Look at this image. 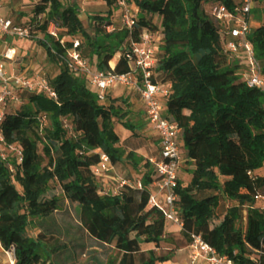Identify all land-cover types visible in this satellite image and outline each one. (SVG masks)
<instances>
[{"label":"trees","instance_id":"16d2710c","mask_svg":"<svg viewBox=\"0 0 264 264\" xmlns=\"http://www.w3.org/2000/svg\"><path fill=\"white\" fill-rule=\"evenodd\" d=\"M103 1L110 10L106 16H95L93 34L85 29L78 10L62 0H41L35 7V15L47 12L60 27L63 44L46 33V25L37 28L47 59L61 62L59 74L50 79L58 99L29 94L35 110H9L1 123L5 140L22 148L24 160L12 172L0 159V242L13 248L14 264L75 259L84 249L77 243L80 238L103 251L118 250L108 264L168 261L144 248L159 247L166 233L163 212L148 208L154 181L149 160L141 188L119 185L104 193L102 180L93 173L102 154L113 166L126 160L139 166L144 161L118 146L116 119L132 136L137 133L126 120V100L101 104L88 81L75 76L65 60L73 47L71 39L80 36V50L93 69L128 73L127 45L160 32L153 82L170 85L165 118L179 126L184 157L194 174L187 185L180 179L176 189L184 234L189 241L200 236L235 264H264V211L256 207L255 199L264 191V175H259L264 169V95L241 79L240 65L225 52L224 38L206 9L223 3L232 10L235 1L129 0L138 13L136 24L131 30L112 32L107 27L113 24L119 0ZM250 41L264 72V24L253 31ZM42 116L47 117L51 134L43 132ZM63 118L72 131L64 127ZM65 201L73 209L57 210ZM222 202L236 206L221 211ZM30 229L37 234L31 235ZM95 264L104 261L96 258Z\"/></svg>","mask_w":264,"mask_h":264},{"label":"built area","instance_id":"2783aa9c","mask_svg":"<svg viewBox=\"0 0 264 264\" xmlns=\"http://www.w3.org/2000/svg\"><path fill=\"white\" fill-rule=\"evenodd\" d=\"M255 2L256 0L235 1L232 10L223 3L210 4L206 9L224 38L225 52L229 54L230 58L243 55L247 60L245 69L240 68L239 70L241 79L264 95V72L250 41V36L254 31L250 17ZM114 10L118 16L119 25L113 22L107 27V30L109 32L115 29L131 30L138 20V13L133 4L129 0H119L114 6ZM43 25H46L48 35L63 44L59 38L60 27L56 20L48 19L47 12L35 15L34 21L24 25H15L12 20L6 19L0 11V39L5 42L11 38L44 41L43 34L37 30ZM72 42L73 47L67 50L65 59L67 65L75 76L84 77L88 81L101 104H106L109 91L118 87L130 89L139 95L144 107L148 129L160 143L159 156L149 159L153 166L154 181L148 208L161 210L166 226L171 224L183 229L184 222L181 212L176 207L178 199L176 189L178 181L181 179L180 172L184 163V150L180 140L181 130L177 124L165 118V99L170 94V85L168 87L166 83L153 82L162 34L150 32L127 45L124 54L130 72L124 74H113L93 69L80 50V41L76 39ZM15 57L16 51L11 48L3 56L6 61H14ZM0 86V159L8 163L10 170L15 172V164L23 163L24 153L18 144L5 140L1 123L13 105L27 106L30 103L27 98H20L16 91L43 94L55 101L58 97L46 75L39 74L35 77H29L25 73L10 75L3 63H0ZM40 121L42 128L48 127L46 116H42ZM63 124L66 129L72 131V125L67 119L63 118ZM114 171L115 167L105 154H102L100 163L93 167V173L100 180L107 179V172ZM119 185L133 184L122 180ZM133 186L141 188V181L138 180ZM106 192L104 191V193ZM255 199L256 202L263 201L264 191L259 193ZM189 248L193 264H235L224 253L216 251L215 248L203 241L200 236L193 235L191 237ZM10 263L14 264L12 258Z\"/></svg>","mask_w":264,"mask_h":264},{"label":"rangeland","instance_id":"374dc122","mask_svg":"<svg viewBox=\"0 0 264 264\" xmlns=\"http://www.w3.org/2000/svg\"><path fill=\"white\" fill-rule=\"evenodd\" d=\"M33 1V0H32ZM26 6H30V5H24ZM28 17L29 14L24 13L21 14L20 20L22 17ZM155 22H158L159 19L158 17L154 18ZM25 21V20H23ZM119 25V23H118ZM79 40V41H83V39L78 36L73 38L72 40ZM37 44L40 45L39 41H37ZM41 46V45H40ZM82 49L84 51V54L86 55L87 58L92 59V56L88 50V48L84 45H82ZM33 59H36L37 61L35 62H40V60L42 59V57L40 56V54H35L31 57H25V58H19L18 62H17V68H18V72H16V75H20L21 73H25L27 76L29 77H35L36 75H46L49 79H52L55 77V75L57 74L58 71H60V60L58 59H52L51 61H49L48 59L41 61L40 62V66L39 69L38 67L36 68V66L32 65L31 67L28 66H22L21 64H23L25 62V64L30 63V61ZM39 58V59H38ZM232 62H234V64H238L240 65V68L245 69L246 64H247V60L245 59V57L243 55H239L232 57ZM239 74V72H238ZM16 94L20 97V98H27V96L29 95L28 92L26 91H21V90H17ZM111 99V98H110ZM113 100V99H112ZM122 100H124L123 98L118 99V103L122 104ZM128 98L126 100V104H128V107L132 106L131 103L128 102ZM32 107L27 105V106H19V105H13V107L10 110H18V109H23L25 111L30 110ZM126 120H128V122L132 125H134V127L137 130L136 135L132 136V140H130V142H126L123 144L122 148L125 149L128 152H134L135 156L137 159H143L144 162H142L141 164H139V166H135L133 161H128L126 160L123 164L118 165V167L115 169L114 172H107V179H102L103 181H101L100 185H101V189L102 191H109V192H114L116 191L117 187L119 186L120 182L122 180L125 181H129L130 184H135V182H137L138 180H140L143 176V174L147 171V169L145 168V163L148 161L147 159V155H151L156 153V146H154V140L153 137H150L152 135L151 131L149 129H147L148 124L147 121L145 119V117L143 116V111L142 109H139L138 111L135 112V115H131L129 116V118H127ZM120 123V122H119ZM121 123L118 126V130L120 132V134L123 133V128L121 127ZM123 126V125H122ZM43 132L45 134H51L50 131V127H45ZM151 134V135H150ZM145 147L146 152L144 153V155H142L140 153V150ZM154 151V152H153ZM153 152V153H152ZM141 165V167H140ZM193 172V166L192 163L188 162L187 159L184 157V163L181 169V180L183 182L184 185H187L190 183L191 179L194 177ZM115 175H117V179L114 180V178L112 179L111 177H115ZM259 175L263 176L264 175V169H262L261 171H259ZM121 178V179H119ZM76 200V199H75ZM236 206L235 203L233 202H222L221 204V211H225L230 207ZM256 207L259 208L261 211H264V200L263 201H259L256 203ZM64 208H71L72 204L68 201L62 202L61 204L56 206L57 210H62ZM174 232H176L178 234V238L175 241L176 243V248H175V253L171 254V256L169 255V251H155L158 254V257H160V253H162L161 256H166L169 260H168V264H193L192 263V258H191V251L189 252L190 248L188 249V246L190 245V241L186 238L183 229H180L178 226L174 225ZM166 229H168V225L166 226ZM30 234L31 235H36L37 231L34 229H30ZM166 238L165 240L169 241L171 240V237L169 236V233H167L166 231ZM77 243L79 244H83L84 245V249L80 250L77 252L75 259L72 260H67L66 256H64V261L62 264H95V260L96 258L102 259L104 261V264H108V260L110 258V256H115L118 252V250H106L103 251L101 249H99L98 247H95L91 244V242L89 240H84L82 238L78 239ZM149 246L151 247H156L155 245H144V248L147 249ZM160 247V246H159ZM156 247V248H159ZM119 259H121V255H118ZM11 258L14 260L15 256H14V250L13 248L2 244L0 242V263L2 264H11L10 260Z\"/></svg>","mask_w":264,"mask_h":264},{"label":"crops","instance_id":"0c3cea01","mask_svg":"<svg viewBox=\"0 0 264 264\" xmlns=\"http://www.w3.org/2000/svg\"><path fill=\"white\" fill-rule=\"evenodd\" d=\"M41 0H1L0 5H1V13L2 15L6 18V19H10L12 20V22L15 25H24L26 23H29L30 21H34V10L35 7L37 5V3H39ZM234 1H238V0H234ZM63 4H65L66 6H74L78 12H79V18L82 21L85 29L87 30L88 33L93 34L94 32V18L95 16L101 15V16H106L107 12L110 10V8L107 6L106 2H104L103 0H62ZM24 5H30V6H24ZM115 11V10H114ZM24 13H28L29 16L28 17H22L21 19L25 20H20L21 14ZM113 22L115 24L119 23L118 20V16L117 14L113 15ZM250 23L253 27V29H257L258 27H260L262 24H264V1L263 2H255L254 8H253V12L251 14L250 17ZM72 40V39H71ZM41 45V43H40ZM37 44V41L34 40H23V39H18V38H11L9 39V41L5 42L4 40L0 39V63H3L5 66V69L7 71L8 74L10 75H16V72H18V68H17V62L19 58H25V57H31L35 54H40V56L42 57V59L40 60L44 62V60L47 59V51L46 49L41 45ZM14 49L16 51V57L14 59V61H6L4 60L3 56L4 53L9 49ZM239 57V56H238ZM39 59V58H38ZM37 61L36 59H33L30 61V63L25 64V62L23 64H21L22 66H28L31 67L32 65L36 66V68L40 66V62H35ZM60 71L57 72V74H59ZM56 74V75H57ZM55 75V76H56ZM166 85L169 87V84L166 83ZM1 89V86H0ZM113 99V100H117L118 99H124L127 100V98L129 99L128 102L132 104V106L127 108L128 111V117L131 115H135V112L138 111L139 109H142L143 111V116L145 117V112H144V107L143 104L140 100L139 95H137L134 91L130 90V89H125L122 87H118V88H114L112 90L109 91L108 94V101ZM29 106H31L32 108L30 109V112H33L34 106L32 104H28ZM146 119V117H145ZM120 125L119 120H115V130L116 132L119 134V136L121 137V142L119 143L118 146L122 147L124 143L126 142H130V140H132V132L127 130L124 126L121 125V127L123 128V133L120 134L119 130H118V126ZM148 129V127H147ZM151 135V134H150ZM150 137H153V135H151ZM154 140V146H156V153L151 154V155H147V159H151V158H155L158 157L160 154V143L157 137H153ZM184 150V149H183ZM146 152L145 147H143L140 150V153L142 155H144V153ZM154 152V151H153ZM152 152V153H153ZM144 162V161H143ZM115 169L118 166H114ZM141 167V165H140ZM112 179L114 178V180L117 179V175H115V177H111ZM121 179V178H119ZM174 225L169 224L168 225V229H166L167 233H169V236L171 237V240L167 241L165 240L166 238V234L164 236V240L160 243V247L156 248V247H151L149 246L147 249L148 250H154V251H169V255L171 256V254L175 253V248H176V243L175 241L177 240V238L179 237L178 234L176 232H174ZM189 249V246H188ZM190 252V250H189ZM155 254L158 256V254L155 252ZM162 253H160V257H161ZM169 260V259H168ZM156 264H168V261L166 262H158Z\"/></svg>","mask_w":264,"mask_h":264}]
</instances>
